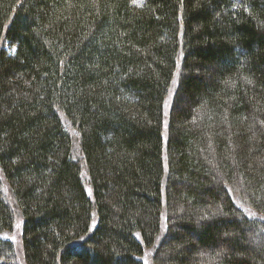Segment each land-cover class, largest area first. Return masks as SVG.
<instances>
[{
    "label": "trees",
    "instance_id": "trees-1",
    "mask_svg": "<svg viewBox=\"0 0 264 264\" xmlns=\"http://www.w3.org/2000/svg\"><path fill=\"white\" fill-rule=\"evenodd\" d=\"M0 173V264H264V0H0Z\"/></svg>",
    "mask_w": 264,
    "mask_h": 264
},
{
    "label": "rangeland",
    "instance_id": "rangeland-1",
    "mask_svg": "<svg viewBox=\"0 0 264 264\" xmlns=\"http://www.w3.org/2000/svg\"><path fill=\"white\" fill-rule=\"evenodd\" d=\"M140 1L142 0H137V2L139 3ZM169 101H171V98L169 99ZM1 175V173H0ZM0 179L2 180L1 176H0ZM18 225V224H17ZM16 225V226H17ZM20 225L17 226V230L15 232V234H13L11 236V239L13 240V242L16 244L17 246V250H18V253L20 254V250H21V238H20ZM149 263V261H147ZM21 263V262H20Z\"/></svg>",
    "mask_w": 264,
    "mask_h": 264
}]
</instances>
